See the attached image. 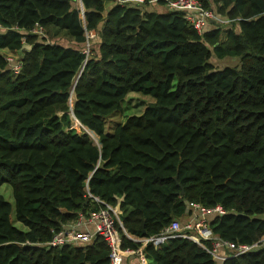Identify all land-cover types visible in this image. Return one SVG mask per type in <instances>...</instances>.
I'll list each match as a JSON object with an SVG mask.
<instances>
[{"label":"trees","instance_id":"obj_1","mask_svg":"<svg viewBox=\"0 0 264 264\" xmlns=\"http://www.w3.org/2000/svg\"><path fill=\"white\" fill-rule=\"evenodd\" d=\"M77 1L0 0V187L11 186L25 226L14 224L0 193V264H111L99 237L86 246H47L54 231L99 206L89 193L112 205L122 197L123 228L136 238L183 220L195 201L226 209L209 218L216 236L259 241L264 0H199L232 23L225 38L219 22L200 34L184 11L150 9L149 0H82L83 14ZM37 24L64 31L71 44L30 33ZM87 31L98 36L88 53ZM25 43L30 49L22 51ZM3 50L20 57L18 75ZM213 57L238 63L219 68ZM131 92L155 103L106 132V118ZM72 108L97 145L72 128ZM122 235L123 248L142 245ZM143 251L148 264H264V247L217 261L183 237Z\"/></svg>","mask_w":264,"mask_h":264},{"label":"built area","instance_id":"obj_2","mask_svg":"<svg viewBox=\"0 0 264 264\" xmlns=\"http://www.w3.org/2000/svg\"><path fill=\"white\" fill-rule=\"evenodd\" d=\"M118 3H132V5L145 4L146 0H115ZM159 0H149L150 3ZM167 9L181 10L185 12V18L193 24L197 31L203 33L210 22H218L219 16L212 10L202 6L199 0H162ZM81 14L84 12V7H79ZM0 29H3L0 26ZM30 33L45 37V28L37 24ZM87 50L90 51V39L94 37V33L87 31ZM6 61L16 76L22 71V62L20 57L14 55L13 52L5 51ZM73 117V115H72ZM72 128H80L79 132L91 133L84 127L77 118L73 117ZM89 197L99 203L98 207H91L89 212L81 214L79 219L70 225H65L59 231H54L53 237L48 242L47 246L62 247L66 245L86 246L91 245L96 239H103L110 249V263L124 264L125 258L128 255L139 253L142 258V263L148 264L145 259L146 255L143 248L152 243L155 247L167 242L172 238H188L199 244L203 249L208 251L214 260L225 261L227 258L237 257L250 251H254L260 247H264V237L254 243H236L216 236L209 226L210 216H223L226 214V209L217 204L214 206H206L200 202H187L186 216L183 220L175 219L160 234L136 238L128 234L121 221L122 210L120 202L122 197H117L118 202L115 205L102 201L99 197L89 193ZM126 234L129 238L140 241L141 246L138 249L123 248V235Z\"/></svg>","mask_w":264,"mask_h":264},{"label":"rangeland","instance_id":"obj_3","mask_svg":"<svg viewBox=\"0 0 264 264\" xmlns=\"http://www.w3.org/2000/svg\"><path fill=\"white\" fill-rule=\"evenodd\" d=\"M76 7H81V3L80 1L75 2L74 4ZM219 24H222L223 26V32H222V37L225 38L228 34V30L231 26L232 23H228L227 20L222 19L219 17L218 20ZM94 33V40L95 42H97L96 44L98 45V36L95 35ZM39 38H43L40 37ZM43 39L49 40V41H54V42H60L66 45L71 44V41L68 40V37L66 35V33L64 31L58 30V29H54L52 28L50 31L45 32V37ZM97 47V46H96ZM14 55L17 56L16 53H14ZM213 63H215V65L219 68H224L226 66H234L237 62L236 58L234 57H226L224 59H217L216 57H213ZM155 103V98L151 95H145L139 92H131L129 93L128 97L123 101L122 104V110L120 111H116L114 112V114H112L111 116L107 117L105 120V129L106 132L108 133H112L114 132V129L120 125L121 123H125L127 118L129 116L132 115H141L144 110ZM72 120L74 122L75 125V120L72 117ZM79 131L81 130L80 128H77ZM90 137L93 139L94 143L97 145L98 144V136L90 133ZM0 193H2L5 197V199L7 201H9L12 206H13V210H12V220L14 222V224L22 229L25 228V226L20 223L19 221H17L16 219V213H15V202H14V197H13V191L11 186L8 183L3 184L0 187ZM138 257H140L139 253L137 254H133V255H128L125 258V262L124 264H135V263H139V261H142V258L139 259ZM152 262V261H150Z\"/></svg>","mask_w":264,"mask_h":264},{"label":"crops","instance_id":"obj_4","mask_svg":"<svg viewBox=\"0 0 264 264\" xmlns=\"http://www.w3.org/2000/svg\"><path fill=\"white\" fill-rule=\"evenodd\" d=\"M110 6H111V2L110 3L108 2L107 7H110ZM164 8H165V5L163 6V4L158 5V3H156V2L150 3V9H154V10H165ZM3 51L5 52L7 50H3ZM138 258L141 259L140 257H138ZM145 261L147 263H150V260L147 259V257H146ZM140 263H142V261H139V263H135V264H140Z\"/></svg>","mask_w":264,"mask_h":264},{"label":"water","instance_id":"obj_5","mask_svg":"<svg viewBox=\"0 0 264 264\" xmlns=\"http://www.w3.org/2000/svg\"><path fill=\"white\" fill-rule=\"evenodd\" d=\"M80 1V3H81V5L83 6V3H82V0H79ZM84 7V6H83ZM215 22V21H214ZM24 49H30V46L27 44V43H25V44H23V47H22V51L24 50ZM72 114H73V117H75L76 118V116H75V114H74V112H73V108H72ZM88 201V199L86 200V202Z\"/></svg>","mask_w":264,"mask_h":264},{"label":"bare ground","instance_id":"obj_6","mask_svg":"<svg viewBox=\"0 0 264 264\" xmlns=\"http://www.w3.org/2000/svg\"><path fill=\"white\" fill-rule=\"evenodd\" d=\"M70 113V112H69Z\"/></svg>","mask_w":264,"mask_h":264}]
</instances>
